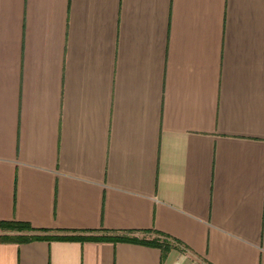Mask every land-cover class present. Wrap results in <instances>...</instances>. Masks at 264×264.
Masks as SVG:
<instances>
[{
	"label": "crops",
	"instance_id": "1",
	"mask_svg": "<svg viewBox=\"0 0 264 264\" xmlns=\"http://www.w3.org/2000/svg\"><path fill=\"white\" fill-rule=\"evenodd\" d=\"M0 221L89 237L0 264H264V0H0Z\"/></svg>",
	"mask_w": 264,
	"mask_h": 264
},
{
	"label": "trees",
	"instance_id": "2",
	"mask_svg": "<svg viewBox=\"0 0 264 264\" xmlns=\"http://www.w3.org/2000/svg\"><path fill=\"white\" fill-rule=\"evenodd\" d=\"M0 229H3L4 231H15L18 233L23 234H17V235H8V234H0V242H17V243H23V242H30L33 240H86L89 239V237H82V236H71V235H65V236H44V235H35V234H26V233H32V232H44L42 230H38L33 228L29 223L20 222V221H0ZM162 235V234H161ZM165 236V235H162ZM93 239H110L114 242H135V243H142L147 244L150 246H156L162 249L163 252V259L169 252L171 246L170 243L165 236L164 240H161L160 238L149 240V241H140L136 238L128 237L126 235H110L108 237L104 238H93Z\"/></svg>",
	"mask_w": 264,
	"mask_h": 264
},
{
	"label": "rangeland",
	"instance_id": "3",
	"mask_svg": "<svg viewBox=\"0 0 264 264\" xmlns=\"http://www.w3.org/2000/svg\"><path fill=\"white\" fill-rule=\"evenodd\" d=\"M3 232H4V230L3 229H0V233H3ZM161 240H164V239H161ZM199 264H203V263H199Z\"/></svg>",
	"mask_w": 264,
	"mask_h": 264
}]
</instances>
